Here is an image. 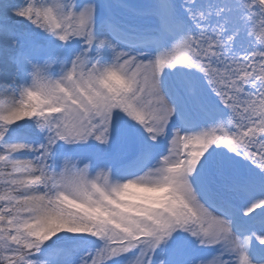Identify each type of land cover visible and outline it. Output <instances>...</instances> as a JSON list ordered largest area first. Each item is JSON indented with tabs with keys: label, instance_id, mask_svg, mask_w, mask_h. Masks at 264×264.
Masks as SVG:
<instances>
[{
	"label": "rangeland",
	"instance_id": "rangeland-1",
	"mask_svg": "<svg viewBox=\"0 0 264 264\" xmlns=\"http://www.w3.org/2000/svg\"><path fill=\"white\" fill-rule=\"evenodd\" d=\"M9 48L0 264H264V0H0Z\"/></svg>",
	"mask_w": 264,
	"mask_h": 264
},
{
	"label": "bare ground",
	"instance_id": "bare-ground-1",
	"mask_svg": "<svg viewBox=\"0 0 264 264\" xmlns=\"http://www.w3.org/2000/svg\"><path fill=\"white\" fill-rule=\"evenodd\" d=\"M19 2H20V0H14L15 6L18 5ZM96 3L99 4V0H96ZM11 5H13V4H11ZM87 15L89 16L88 17L89 18V24L88 25H90V26H94L95 25L98 28H100L101 19H99V18L98 19H94L93 11L88 12ZM76 17H78V15H76ZM95 34H96V38L97 39H99L100 37H102L101 32H100V29ZM12 51H13V48H9L7 50L4 49L1 52V54H0V56H2V57H0V70H1L0 79H2V77H4V74L3 73L5 72V70H7V67L4 66V64L2 63V60L1 59L4 57V55H7V53H10ZM177 87L178 88H181V85L178 83L177 84ZM0 92H1V90H0ZM4 96L6 97V95H4ZM180 97H181L183 106L185 108H187V109L190 108L191 102L189 100V97L185 93V91H183L182 89L180 90ZM12 105L13 104H11V106ZM11 110H12V108H11ZM13 121L20 122L21 124H23V121L21 119H19V120L18 119H13ZM198 128H199V130H201L200 131L201 132V135L202 136L204 135V137L206 136V140H207V137H208V132L207 131L208 130H207V127L204 124V121L202 119L200 120V124L198 125ZM25 164H27V163H25ZM22 166H23V170H24L23 173H24L25 179L27 181V185L30 184V182L32 181L34 183V185L36 186V182L33 181L34 179H33L32 175H31V173H32L31 169L27 165H26V168H25L23 163H22ZM103 173H104V176L106 178H110V177H108V176H110V173L112 174L113 177H117V175H118V172L114 170V167H109L107 165H105V167L103 168ZM113 185H115V182H113ZM240 208H242L240 210V212H242L244 214V216L246 217V219H248V220L249 219H252V217L249 216V210L247 209V207H245V205H243V204L240 205ZM212 243H213L214 246H221V245H223L227 249L230 248V247H232V245L230 244V242H229L228 237H227L226 234H222V236L220 238V241H217L216 240V241H213ZM263 248L264 247L261 246V249H260V253L259 254H261V256H263V258H264V249ZM64 256H69V257H65V258L63 257L61 259L62 260L61 261V264H65L64 261H67L69 264H85L87 262V260H88V256L85 253H83V252H79V253L78 252H75L73 255H71V252L68 251V252H66V254ZM64 259H66V260H64ZM69 259H70V262L68 261ZM151 264H156V263L154 261H152Z\"/></svg>",
	"mask_w": 264,
	"mask_h": 264
}]
</instances>
